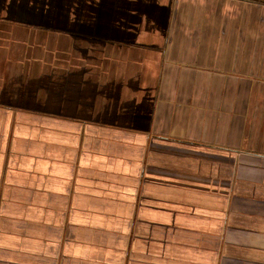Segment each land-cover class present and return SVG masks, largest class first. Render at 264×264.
Masks as SVG:
<instances>
[{
  "label": "crops",
  "instance_id": "0c3cea01",
  "mask_svg": "<svg viewBox=\"0 0 264 264\" xmlns=\"http://www.w3.org/2000/svg\"><path fill=\"white\" fill-rule=\"evenodd\" d=\"M91 1L0 0V74L34 50L41 92L0 83V264H264V20L172 11L145 114L139 45L107 50Z\"/></svg>",
  "mask_w": 264,
  "mask_h": 264
},
{
  "label": "rangeland",
  "instance_id": "374dc122",
  "mask_svg": "<svg viewBox=\"0 0 264 264\" xmlns=\"http://www.w3.org/2000/svg\"><path fill=\"white\" fill-rule=\"evenodd\" d=\"M45 1L50 5H54L56 0H17L19 5L18 13L20 14V11L23 10H32L35 11L38 17L42 18L43 11L39 8ZM87 2L92 1L87 0ZM251 2L249 0H111V5L105 12L98 9L97 6L94 7V11L98 20L105 17L109 21L107 23L109 26L108 34L113 35L115 41L109 43L107 50H118L121 52L134 48L132 47L133 45H139L142 73L138 79L128 80L127 87H129V90L127 89L124 92L134 98L137 103H144L145 114H149L155 87L152 83L147 84L146 78L148 77V72H150L151 79H154L160 66L167 35L174 33L176 29L174 27L173 31L170 32L172 11L179 18L182 14V17L186 15L198 18L233 17L245 18L246 20L252 16L264 20V6L255 8ZM202 7L204 8V14L201 13ZM83 11L90 14L93 12L91 6H87V3L83 7ZM83 11H81L82 14H84ZM107 14H109V17H107ZM244 24H247V22ZM260 32L264 33V26L261 27ZM136 36L141 37L140 43L134 41ZM92 44L94 45V51H100L104 46V43L99 41ZM11 47L14 49L13 43L2 40L0 42V55L6 50L9 51ZM33 51L27 54H21L20 51L13 53V55L11 54L9 59L12 62L17 61V68L8 70L11 73L0 74V83L2 88L7 85L8 89L16 85L18 88V101L25 103L28 107L32 106L40 109L41 92L33 91L28 87L32 74H27V70L24 68L25 64L31 61ZM116 60L119 61L121 59L118 58ZM33 94L39 96H32ZM2 95L4 96L5 93L3 92Z\"/></svg>",
  "mask_w": 264,
  "mask_h": 264
}]
</instances>
